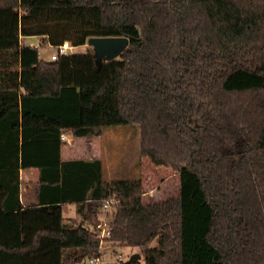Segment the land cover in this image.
Masks as SVG:
<instances>
[{
  "label": "trees",
  "instance_id": "obj_1",
  "mask_svg": "<svg viewBox=\"0 0 264 264\" xmlns=\"http://www.w3.org/2000/svg\"><path fill=\"white\" fill-rule=\"evenodd\" d=\"M28 35L128 43L110 59L51 60ZM108 126L137 127L141 155L174 169L177 192L144 200L139 177L62 157L61 133ZM104 242L140 250L106 264H264V0H0V264H84Z\"/></svg>",
  "mask_w": 264,
  "mask_h": 264
},
{
  "label": "rangeland",
  "instance_id": "obj_2",
  "mask_svg": "<svg viewBox=\"0 0 264 264\" xmlns=\"http://www.w3.org/2000/svg\"><path fill=\"white\" fill-rule=\"evenodd\" d=\"M43 38L41 36L28 35L21 36L20 42L23 44L40 45L39 55L43 59H49V55L53 52V47L47 43L41 46ZM92 49V46L86 42L81 45L74 46L71 52H85ZM99 60L96 59V65ZM24 89L32 87L33 83H28L21 79ZM63 140L65 146L62 151V157H101L103 163L104 177L111 180L117 177H139L141 180V196L144 200H160L168 196L174 195L178 188V175L173 168L163 165L153 164L148 157L141 155L139 149L140 134L139 130L129 126L114 127L108 126L101 128L98 134L88 136H74L70 131H65ZM21 193L26 198H30L35 188L36 175L34 170L20 171ZM65 205L63 207V215L70 224H77L80 221V215L76 213L73 205ZM68 209V210H67ZM111 208L109 207V212ZM100 211V210H99ZM106 210L93 214L91 218L98 217L100 219L107 218ZM69 218H68V217ZM101 227L104 226L102 222ZM112 248L108 243L101 244L102 257L104 262H111L114 259ZM116 253H120L122 259H126L133 253H140L139 248L129 245H120L115 247ZM111 251V252H110ZM112 253V254H111Z\"/></svg>",
  "mask_w": 264,
  "mask_h": 264
},
{
  "label": "water",
  "instance_id": "obj_3",
  "mask_svg": "<svg viewBox=\"0 0 264 264\" xmlns=\"http://www.w3.org/2000/svg\"><path fill=\"white\" fill-rule=\"evenodd\" d=\"M87 42L92 46L96 58L110 59L117 56L127 45L128 38L125 36H91ZM133 258H138L139 253H133Z\"/></svg>",
  "mask_w": 264,
  "mask_h": 264
},
{
  "label": "built area",
  "instance_id": "obj_4",
  "mask_svg": "<svg viewBox=\"0 0 264 264\" xmlns=\"http://www.w3.org/2000/svg\"><path fill=\"white\" fill-rule=\"evenodd\" d=\"M73 47L74 46L71 44L70 41L64 40L60 44L53 46V52L50 53L49 59L53 60V59H56L60 55L67 54V53L71 52V49ZM60 136L63 139L64 133H61ZM111 203H112V199H110V200L106 199L105 204L102 206V208L106 211L109 210ZM116 260H123L120 253L115 254L114 259L111 262L116 261ZM84 264H106V262H104L102 255H100L97 257L86 258L84 261Z\"/></svg>",
  "mask_w": 264,
  "mask_h": 264
},
{
  "label": "crops",
  "instance_id": "obj_5",
  "mask_svg": "<svg viewBox=\"0 0 264 264\" xmlns=\"http://www.w3.org/2000/svg\"><path fill=\"white\" fill-rule=\"evenodd\" d=\"M29 45H31V44H29ZM32 45H35V44H32ZM34 82V85L35 84H37V82L36 81H33ZM33 82H28V83H33ZM33 86V85H32ZM29 88V87H28ZM63 151V150H62ZM68 158H72V157H68ZM86 158H88V159H93V158H99V159H101V157H99V156H91V157H86ZM29 169H32V170H34V172H35V175H36V180H37V177H38V171H37V169L36 168H29ZM29 169H20V171H27V170H29ZM20 173V172H19ZM31 196H30V198L29 199H27L26 198V200H25V197L22 195V193H21V195H20V200L24 203V205L25 204H27V203H30V202H33L34 201V194H33V192H32V194H30ZM65 205H69V207H68V209L70 208V206L71 205H73V207L75 208V205H74V203H66V204H64L63 205V207L65 206ZM67 209V210H68ZM75 210V209H74ZM68 217V216H67ZM69 218V217H68Z\"/></svg>",
  "mask_w": 264,
  "mask_h": 264
}]
</instances>
